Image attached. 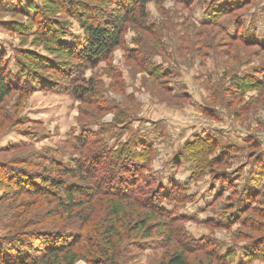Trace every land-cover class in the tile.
<instances>
[{
	"label": "rangeland",
	"instance_id": "1",
	"mask_svg": "<svg viewBox=\"0 0 264 264\" xmlns=\"http://www.w3.org/2000/svg\"><path fill=\"white\" fill-rule=\"evenodd\" d=\"M180 1L149 2L146 21L128 23L122 43L88 67L39 37L42 22L66 26L63 41L83 35L64 6L41 10L45 0H0V55L32 85L15 88L0 105V236L21 222L20 201L34 199L13 197L7 174L13 167L36 173L56 162L70 164L86 151L77 143L85 128L101 132L92 139L113 150L128 142L142 152L143 175L181 218L173 239L169 218L152 217L145 231L127 223L134 230L127 229L119 264H160L167 251L182 245L181 236L188 237L186 245L203 244L193 248V259L206 260L214 250L230 253L232 264H264V249L247 258L264 240L257 225L264 221V50L231 37L245 31L264 45V0L222 16L227 35L204 23L214 6L223 9L231 0H194L189 7ZM38 77L49 78L50 85L40 87ZM90 81L96 90L85 102L72 89ZM211 141L222 146L208 154L202 148ZM205 156L212 163L199 164ZM133 204L129 200L127 208ZM31 209L39 211L40 204ZM80 245L75 264H94L87 239Z\"/></svg>",
	"mask_w": 264,
	"mask_h": 264
},
{
	"label": "trees",
	"instance_id": "2",
	"mask_svg": "<svg viewBox=\"0 0 264 264\" xmlns=\"http://www.w3.org/2000/svg\"><path fill=\"white\" fill-rule=\"evenodd\" d=\"M100 1L103 0H99V3H94L93 0H45L41 10L48 5L51 8L64 6L80 22L83 35L73 42L63 41L59 36L64 33L66 26L60 30L57 26L42 22L39 23V37L46 44L53 40L58 52L62 51L88 67H95L122 43L128 23L146 21L148 3L156 0H105L104 5ZM180 2H185L189 7L194 0ZM250 3L251 0H231L227 1L223 9H218L216 5L212 10L213 15L204 25H215L227 35L220 18L225 14H233ZM236 36L246 45L264 50V45L258 40H249L245 31L231 37L237 39ZM37 57L41 61L45 59L41 55ZM41 78L35 79L40 82V87L50 85L49 78L46 77L43 82ZM29 80L26 76L20 78L14 74L9 62L0 55V105L15 88H21L24 84L25 91L32 89ZM90 83L91 81L80 83L72 89L80 100L87 102L93 98L91 92L96 87ZM97 133L101 132H90L84 128L83 136L77 138V143L85 147L86 151L71 159L68 165L56 162L36 173L25 167H13L10 174L7 172L10 186L15 184V188L9 191L15 194L13 197L18 199L29 195L34 199L27 203L20 201L19 205L23 210L21 222H15L13 233L9 236H0V264H75L76 250L83 239H87L91 247L94 257L91 260L94 264H119L121 245L128 240L127 229L148 230L151 228L152 217L161 216L172 220L171 226L168 222L170 227H167V235L169 239H173L175 231L179 230L181 218L164 206L163 199L167 195L161 189L151 188L153 181H148L143 175V170L147 169L143 153L132 151L128 142L113 150L108 144L102 143L103 139H92ZM144 146L145 150L147 145ZM219 146H222L219 141H211L202 149L213 154ZM207 156L200 158L199 164L212 163ZM114 180H119L122 184L110 185ZM132 180L134 182L131 183ZM2 199L5 200V196L0 200ZM129 200H134V204L127 208ZM38 203L39 211L32 210V206ZM263 222L257 225L264 233ZM127 223L133 224L134 229L131 226L127 228ZM147 235L150 236V233ZM95 237L98 239L96 245ZM181 237L184 241L182 245H175L167 251L160 264H232L230 253L214 250L206 254V260L193 259V248L202 247L203 244L186 245L188 237ZM258 243L260 245L257 251L249 253L247 258H256L257 252L264 249H261L264 240L260 239Z\"/></svg>",
	"mask_w": 264,
	"mask_h": 264
}]
</instances>
